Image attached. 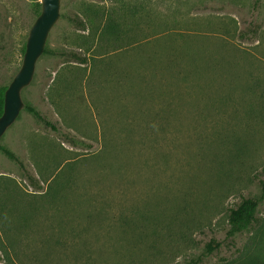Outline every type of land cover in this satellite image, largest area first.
<instances>
[{"label": "rangeland", "instance_id": "rangeland-1", "mask_svg": "<svg viewBox=\"0 0 264 264\" xmlns=\"http://www.w3.org/2000/svg\"><path fill=\"white\" fill-rule=\"evenodd\" d=\"M37 1L0 0V86ZM89 10L124 19L121 48L88 49L71 20ZM44 51L20 96L60 134L22 109L1 137L22 164L0 152L1 247L45 264H264V194L226 237L264 186V0H60Z\"/></svg>", "mask_w": 264, "mask_h": 264}, {"label": "trees", "instance_id": "trees-1", "mask_svg": "<svg viewBox=\"0 0 264 264\" xmlns=\"http://www.w3.org/2000/svg\"><path fill=\"white\" fill-rule=\"evenodd\" d=\"M41 12V3L39 1L36 2V16L38 17ZM88 14L84 16L83 21L76 19H72L71 21L77 26L80 31H87L89 40V50H105L106 48H121L122 43L126 40L125 37L127 34L126 31V23H124V19H119V15L115 13H107L104 15L102 12L98 10H89ZM36 17V18H37ZM125 39V40H124ZM25 44L21 49V54H24ZM46 53V51H43ZM76 62L85 63L87 59H83L78 55L72 56ZM18 72V71H17ZM9 85V84H8ZM8 85L0 86V116L3 112V104H4V93L7 89ZM23 110L29 113L39 124H41L44 128L51 130L52 132L59 133L57 127L44 118L36 108H34L29 103H23ZM63 141L67 142L71 146H85L84 143L73 139L67 135H62ZM88 147V145H87ZM0 152L10 161L16 163L18 166H22L19 159L8 149L4 147H0ZM61 168V167H60ZM60 168L58 170H60ZM31 180V179H30ZM31 183H33L31 181ZM59 186V184H56ZM53 190V189H52ZM53 195H57L58 192H52ZM264 194V186H262V194L259 199L255 198H243L235 207L231 208L227 215V224L228 230L226 232L227 238H232L235 235L241 234L244 231L250 229V227L255 223V213L258 207L259 202L262 200ZM258 232L261 237H264V221L259 224ZM12 248V249H11ZM6 248L0 246V264H45L37 254L26 253L20 254L26 260L16 258V251L13 247ZM219 248V243L215 241H210L205 246V253L211 254L213 251ZM14 252V253H12ZM15 257V258H14ZM244 264H257L253 259L250 261L244 262Z\"/></svg>", "mask_w": 264, "mask_h": 264}, {"label": "water", "instance_id": "water-1", "mask_svg": "<svg viewBox=\"0 0 264 264\" xmlns=\"http://www.w3.org/2000/svg\"><path fill=\"white\" fill-rule=\"evenodd\" d=\"M40 3L41 12L29 30L20 69L4 93L3 112L0 116V139L23 109L21 91L30 84L36 62L44 51L48 34L59 17L60 0H40Z\"/></svg>", "mask_w": 264, "mask_h": 264}]
</instances>
